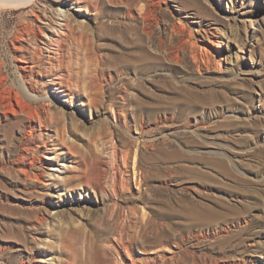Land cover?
Masks as SVG:
<instances>
[{"label": "rangeland", "instance_id": "rangeland-1", "mask_svg": "<svg viewBox=\"0 0 264 264\" xmlns=\"http://www.w3.org/2000/svg\"><path fill=\"white\" fill-rule=\"evenodd\" d=\"M55 1L0 7V74L53 115L45 127L0 114V264H210L222 237L186 230L195 207L264 215V0H127L135 19L124 0H70L77 29L62 45ZM149 5L160 22L146 51L160 43V65L124 72L118 57ZM30 9L42 33L20 39ZM51 81L71 100L63 119ZM95 84L103 98L88 112L78 97ZM127 107L146 115L142 129L122 125ZM254 252L245 264H264Z\"/></svg>", "mask_w": 264, "mask_h": 264}, {"label": "bare ground", "instance_id": "bare-ground-1", "mask_svg": "<svg viewBox=\"0 0 264 264\" xmlns=\"http://www.w3.org/2000/svg\"><path fill=\"white\" fill-rule=\"evenodd\" d=\"M29 1L31 0H0V7L1 6L2 7L3 6L16 7L17 5H24V3H27ZM68 1L70 0H67V2L66 0H57L54 2L55 4L53 5V10L55 12V16L53 17V21L55 25H53V28H55L56 30L55 32L60 31V34H58L59 36L56 39L58 45H62L61 43L63 42V40L67 41L72 38L75 39L74 34L76 32L77 25L69 24L73 21V17L69 13L70 7H68ZM72 1H73L72 3H76L77 5H79L78 8H82L80 6V2L84 0H72ZM141 1H144V0H141ZM124 2H125L126 10L124 11L123 16L127 18L135 19L133 15L134 13L132 10V6H131L132 4L130 3V1L127 2V0H124ZM96 6L97 5H94L92 7L93 10L97 8ZM153 7L154 6H150L148 7L146 11L137 13L139 17L141 18L140 19L141 25L140 27L139 26L131 27L133 29V36L131 39L132 41L131 42L129 41V42L132 43V45L129 47L128 50H125L124 52H122L118 57V60H120L122 63L121 67L124 68L122 69L124 70V72L126 70L128 71L130 68H133L135 65L137 67V68L135 67L136 70L141 69L142 71H145L147 69L146 67L148 63H151V68L153 67L158 68L160 65V60L162 58L159 53L160 43H158L156 50L150 55L146 51L147 49H146V44H145L146 38L147 39L149 38L148 40L150 43L153 41L152 36L154 33H153L152 26L158 25L160 22L159 13L158 12L152 13ZM62 15L69 18V20L67 21L68 23L65 24L66 27L68 28L66 31H64V29H62L61 27L60 21L62 20ZM39 21H41L40 14L30 9V12L27 15V21L22 22V25H21L22 28H20L18 32L19 33L18 38L27 40V39H31L35 35L38 37L40 33H42L41 26L38 24ZM159 39L161 38L158 37V41H161ZM68 42L69 41H67V43ZM133 48L136 51H132L134 50ZM33 54H35V51H32V55ZM217 60L218 61L223 60L222 56H220L219 53L217 54ZM70 61H71L70 55L68 54V60H66V64L64 63L65 65L62 68L63 71L66 70L67 72V70L70 69L71 67ZM218 61L215 63L218 64L219 63ZM201 66L202 65L199 64L198 68ZM20 67L24 68L26 66L23 63L22 65H20ZM97 68L98 67L95 66V70ZM68 75L72 77L71 72H69ZM50 84L52 85L50 96L52 100L55 101V104H56V106H54V110L55 112H57L55 116L59 119H63L66 115L65 114V111L67 108L66 105L70 104L71 100L69 96L66 94V92H64V89L60 88L56 82L51 81ZM102 89H103L102 84L101 85H98V84L90 85V91L89 92L87 91L88 93L85 96V98H82L81 96L78 97L79 98L78 104L83 106L84 110L88 112L91 111L92 108H95L97 104L101 102L103 98ZM22 90L19 87L15 88L12 85H8L6 76H3L0 74V114L1 115L3 114L4 116H8L10 113L12 115L15 113L19 114V112L21 113L24 112L26 117L29 119L30 124H32V121H35L38 124H42L43 126L52 124L53 115L50 113L51 108L49 109V106H48L46 113H45L46 117H43L38 110L31 107L32 97L24 93L23 92L24 90L23 91ZM62 96H63V100L61 99ZM142 113H143L142 111L141 113H139L138 110L136 111L128 107L117 111L118 119L122 122V125L131 126V122L132 123L135 122L140 127V129H142V127L146 123L145 121L146 115H143ZM157 118L158 116L156 115L155 119ZM61 131L63 134L65 133L63 129ZM62 136L64 138V135ZM129 154L130 152L126 151L122 155L123 156L122 162H123L124 168H126L127 166ZM113 155L116 156L115 151H113ZM21 169L22 171H27V169L25 168H21ZM133 210L132 212H134ZM39 223H41V221ZM135 225L140 226V228L142 229H145L152 225V221L149 218H146L145 220L144 218H140L138 220V223H136ZM236 227H238V231L234 232ZM192 228L193 229L197 228L196 230L200 232L201 237H212V236L222 237L220 238V240H218L216 244V253L218 254V256L216 257L213 256L214 258L211 259L210 264H236V260L237 262H239L238 264H243V263L245 264V263L255 262L257 260V258H254V259L248 258L250 251H255L260 254H264V244H259L258 242H256V238L264 236V215L256 216L254 218L249 214V210L245 206L242 207V209H237V208H234L233 206L228 205L227 209L224 211L209 209V208L202 207V206L195 207L192 211V220L189 223L186 230L191 231ZM135 232H136V229H135ZM135 232H132V235ZM123 244L126 249H129L130 247L129 245H126L125 243ZM237 247L241 249L237 251L236 250ZM253 256H256V255H253ZM260 260L261 259H259V261ZM43 261H46V260H43ZM23 264H26V263H23ZM133 264H136V262H134ZM194 264H197V260L196 262H194Z\"/></svg>", "mask_w": 264, "mask_h": 264}]
</instances>
